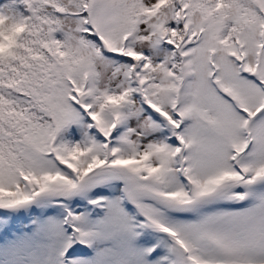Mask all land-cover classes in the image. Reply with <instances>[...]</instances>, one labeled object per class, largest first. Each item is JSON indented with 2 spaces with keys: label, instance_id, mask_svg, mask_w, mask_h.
<instances>
[{
  "label": "snow or ice",
  "instance_id": "obj_1",
  "mask_svg": "<svg viewBox=\"0 0 264 264\" xmlns=\"http://www.w3.org/2000/svg\"><path fill=\"white\" fill-rule=\"evenodd\" d=\"M0 264H264V0H0Z\"/></svg>",
  "mask_w": 264,
  "mask_h": 264
}]
</instances>
